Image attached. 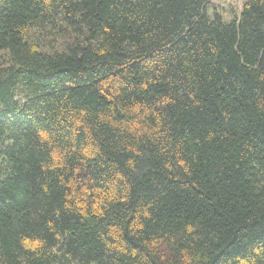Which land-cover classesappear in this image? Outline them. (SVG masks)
<instances>
[{
    "label": "trees",
    "instance_id": "trees-1",
    "mask_svg": "<svg viewBox=\"0 0 264 264\" xmlns=\"http://www.w3.org/2000/svg\"><path fill=\"white\" fill-rule=\"evenodd\" d=\"M231 18L0 0V264H264V0Z\"/></svg>",
    "mask_w": 264,
    "mask_h": 264
},
{
    "label": "rangeland",
    "instance_id": "rangeland-1",
    "mask_svg": "<svg viewBox=\"0 0 264 264\" xmlns=\"http://www.w3.org/2000/svg\"><path fill=\"white\" fill-rule=\"evenodd\" d=\"M243 0H214V4L219 7L220 13L227 21H230L232 16L240 12ZM233 13H229V11Z\"/></svg>",
    "mask_w": 264,
    "mask_h": 264
}]
</instances>
